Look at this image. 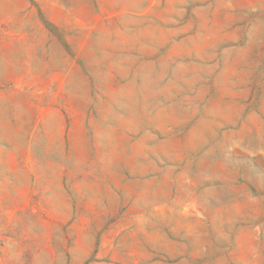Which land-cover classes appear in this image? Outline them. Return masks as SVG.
<instances>
[{
    "label": "rangeland",
    "instance_id": "1",
    "mask_svg": "<svg viewBox=\"0 0 264 264\" xmlns=\"http://www.w3.org/2000/svg\"><path fill=\"white\" fill-rule=\"evenodd\" d=\"M0 264H264V0H0Z\"/></svg>",
    "mask_w": 264,
    "mask_h": 264
}]
</instances>
